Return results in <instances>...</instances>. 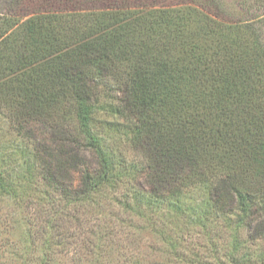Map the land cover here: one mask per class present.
<instances>
[{"label": "trees", "instance_id": "1", "mask_svg": "<svg viewBox=\"0 0 264 264\" xmlns=\"http://www.w3.org/2000/svg\"><path fill=\"white\" fill-rule=\"evenodd\" d=\"M254 1L256 16L227 23L218 0H0V107L48 129L32 152L48 187L81 200L118 180L93 130L111 87L151 186L196 179L220 209L264 202V0Z\"/></svg>", "mask_w": 264, "mask_h": 264}, {"label": "rangeland", "instance_id": "2", "mask_svg": "<svg viewBox=\"0 0 264 264\" xmlns=\"http://www.w3.org/2000/svg\"><path fill=\"white\" fill-rule=\"evenodd\" d=\"M218 1L217 18L227 23L259 12L254 0ZM256 27L264 45V24ZM115 95L104 90L93 130L115 159L118 180L81 200L73 189L48 187L34 168L35 138L48 129L23 128L0 107V264H264V202L243 212L226 198L220 209L214 187L196 179L180 189L151 186V162L132 144L131 123L112 112ZM85 154L98 166L92 151ZM150 188L155 197L144 194Z\"/></svg>", "mask_w": 264, "mask_h": 264}]
</instances>
